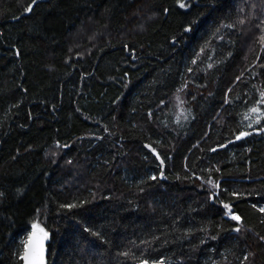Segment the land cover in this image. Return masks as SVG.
Masks as SVG:
<instances>
[{"label":"trees","instance_id":"trees-1","mask_svg":"<svg viewBox=\"0 0 264 264\" xmlns=\"http://www.w3.org/2000/svg\"><path fill=\"white\" fill-rule=\"evenodd\" d=\"M186 2L0 0V264H264V0Z\"/></svg>","mask_w":264,"mask_h":264},{"label":"snow or ice","instance_id":"snow-or-ice-1","mask_svg":"<svg viewBox=\"0 0 264 264\" xmlns=\"http://www.w3.org/2000/svg\"><path fill=\"white\" fill-rule=\"evenodd\" d=\"M35 3V0H33V4ZM177 5L180 9H184L187 11L188 8L191 7V4L189 2H186V0H177ZM25 12H31L32 6L29 5L24 9ZM168 10L165 9V12ZM245 21L240 20L239 23L243 24ZM197 19H192L188 22V25L184 27L183 31L185 33H191L193 31V25L197 24ZM224 27H233V25H223ZM257 27L261 28V31L264 32V20L260 22ZM219 31V29H217ZM260 42L264 44V35L260 36ZM173 43L175 44L176 41L173 40ZM127 48V45H125ZM193 63H195V60H193ZM260 102H264V92L260 93ZM252 113L257 114L256 119L254 121L255 124L260 125L261 121L264 120V113L260 112V109L258 107H252L250 109ZM253 123L250 122L248 124L249 128H252ZM259 131L264 132V126H261ZM252 133L248 131H242L236 136V140L239 141ZM231 142V141H230ZM59 146V145H58ZM146 148H150L149 145H145ZM221 147H226V145H221ZM154 151V150H153ZM212 151H216V149H212ZM155 154V153H154ZM157 159L160 160L159 155L157 154ZM70 163V161H69ZM161 165H163V160H160ZM152 180H155L156 177H151ZM208 183L212 184L214 188H219L218 183H213L211 180L208 181ZM2 195V193H0ZM215 193L213 194L214 198ZM62 207H64L62 205ZM69 209H72L74 207H77V205L70 204L67 205ZM253 207H256V205H253ZM222 208L224 210V215L228 216L231 220L235 221L236 224L241 223V217L237 214H235L232 210V206L229 203H223ZM258 211L261 213H264V207L258 208ZM235 232L239 233L241 231L240 227H235L233 229ZM85 232H91L93 236H98L99 233L92 231L90 228L85 227ZM50 239V232L47 229L45 223L40 219L39 213L37 212L36 217L33 218L32 221H30V228L25 230V234L23 238L20 241V247L17 250V257L20 261L23 262V264H46L45 260V253H46V242ZM261 239H264L262 237ZM126 255V254H125ZM248 259L247 256L244 257V260L246 261ZM141 264H149L147 260H142ZM155 264V262H154ZM162 264V262H161Z\"/></svg>","mask_w":264,"mask_h":264},{"label":"water","instance_id":"water-1","mask_svg":"<svg viewBox=\"0 0 264 264\" xmlns=\"http://www.w3.org/2000/svg\"><path fill=\"white\" fill-rule=\"evenodd\" d=\"M149 151L152 152V154L157 158V154L158 152L153 149L152 147L150 148H147ZM154 150V151H153ZM155 153V154H154ZM159 155V154H158ZM160 157V156H159ZM160 161V160H159ZM48 244H49V241L46 242V253H45V260H46V264H49V249H48Z\"/></svg>","mask_w":264,"mask_h":264}]
</instances>
